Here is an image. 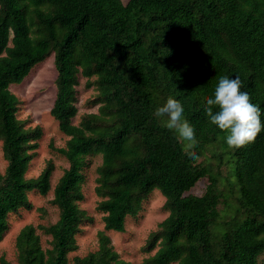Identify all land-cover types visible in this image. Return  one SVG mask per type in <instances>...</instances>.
<instances>
[{
	"label": "trees",
	"instance_id": "obj_1",
	"mask_svg": "<svg viewBox=\"0 0 264 264\" xmlns=\"http://www.w3.org/2000/svg\"><path fill=\"white\" fill-rule=\"evenodd\" d=\"M52 54L57 90L50 113L69 137L55 149L69 167L54 187L58 220L19 231L18 264H71L77 235L93 220L79 202L87 158L96 154L102 155L96 193L105 225L98 248L74 256V264H130L107 232H125L126 219L139 214L154 190L165 196L169 214L145 242L148 252L158 248L144 264H260L264 130L254 142L229 149L205 106L221 77L238 76L264 124V0H0V139L7 161L0 169V241L9 216L33 208L30 192L51 190L52 161L27 177L43 131L19 117L22 102L11 86ZM80 75L98 90V112L75 124ZM170 96L194 129L198 143L191 151L198 159L165 126L168 117L154 115ZM214 143L222 148L214 156L217 170L199 160ZM224 164L231 166L226 176ZM233 176L238 207L220 222L222 185L235 188ZM203 178L204 193H190ZM218 223L226 229L220 237ZM38 230L51 236L50 247ZM0 264L11 263L2 256Z\"/></svg>",
	"mask_w": 264,
	"mask_h": 264
},
{
	"label": "rangeland",
	"instance_id": "obj_2",
	"mask_svg": "<svg viewBox=\"0 0 264 264\" xmlns=\"http://www.w3.org/2000/svg\"><path fill=\"white\" fill-rule=\"evenodd\" d=\"M124 3L128 0H122ZM53 54L47 57L43 62L37 64L20 84L11 86L12 91L20 98L19 117L26 122L27 127L40 126L43 134L39 139V146L35 150L34 158L27 172V177H37L45 168L48 161L54 164V170L51 175V190L47 195H42L37 191L30 192V200L33 203L31 210L22 209L16 214L9 216V229L0 241V258L4 256L11 264H18V251L16 247V237L19 231L28 224L38 226L39 224L49 225L58 220L59 209L52 203L54 197V187L59 178L63 175L65 169L69 167L68 160L60 154L55 148L66 145L68 136L62 133L58 121L51 115L56 96V78L57 70L54 63ZM87 78L79 76V83L76 86L78 113L73 119L78 124L82 117L88 113L98 112L97 104L93 101L96 98L98 90L95 85L89 86ZM182 140V139H181ZM2 140L0 139V169L3 172L7 161L3 157ZM183 145L185 141L182 140ZM222 148L217 147L216 143L211 144L206 149L204 155L199 159L207 165L213 166L217 170L218 161L214 157ZM227 158H225L226 160ZM102 163V155L96 154L87 158V164L84 168L85 181L82 186L84 199L79 202L80 208L84 209L92 221H87L82 225V231L77 235L78 249L69 254L70 263L74 264L73 258L76 255L84 256L98 248V232L104 229V213L98 210V203L101 197L96 193L98 167ZM230 164H224L221 167L223 175L230 173ZM232 183L235 188L227 183L222 185L223 197L218 208L221 213L220 222L228 221L236 213L237 195H239V186L236 183V177L233 176ZM208 179L203 178L190 191V193L201 195L204 193ZM165 196L159 191L154 190L143 201L142 210L135 217L126 219L125 232L108 231L112 244L120 256L130 264H144V260L153 255L157 248L148 252L146 243L152 231H156L161 223L169 214L165 209ZM216 237H220L226 230L221 224L214 226ZM44 247H50L51 236L39 231ZM259 263L264 264V252L259 256ZM171 264H177L171 263Z\"/></svg>",
	"mask_w": 264,
	"mask_h": 264
},
{
	"label": "clouds",
	"instance_id": "obj_3",
	"mask_svg": "<svg viewBox=\"0 0 264 264\" xmlns=\"http://www.w3.org/2000/svg\"><path fill=\"white\" fill-rule=\"evenodd\" d=\"M239 77H221L214 91V99L208 98L205 113L211 124L225 132L226 144L229 149L243 147L254 142L258 134L264 130L261 122L260 108L253 104L249 93L241 91ZM218 111L214 112L213 107ZM183 106L173 97H168L166 103L157 108L154 115L167 116L165 126L175 130L180 139L185 141L184 151L193 158H197L194 151L197 145L193 127L183 119Z\"/></svg>",
	"mask_w": 264,
	"mask_h": 264
}]
</instances>
